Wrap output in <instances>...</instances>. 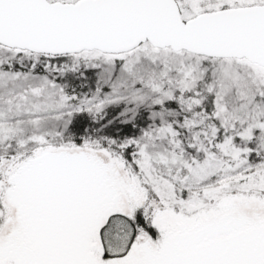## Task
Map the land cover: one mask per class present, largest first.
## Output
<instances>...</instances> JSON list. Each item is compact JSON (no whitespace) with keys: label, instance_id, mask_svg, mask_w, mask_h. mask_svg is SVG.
<instances>
[{"label":"snow or ice","instance_id":"1","mask_svg":"<svg viewBox=\"0 0 264 264\" xmlns=\"http://www.w3.org/2000/svg\"><path fill=\"white\" fill-rule=\"evenodd\" d=\"M0 264H264V0H0Z\"/></svg>","mask_w":264,"mask_h":264}]
</instances>
